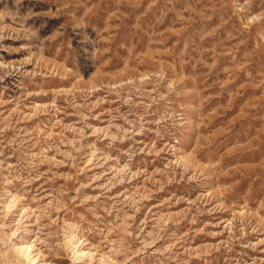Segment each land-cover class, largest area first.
Here are the masks:
<instances>
[{
  "label": "rangeland",
  "instance_id": "rangeland-1",
  "mask_svg": "<svg viewBox=\"0 0 264 264\" xmlns=\"http://www.w3.org/2000/svg\"><path fill=\"white\" fill-rule=\"evenodd\" d=\"M0 264H264V0H0Z\"/></svg>",
  "mask_w": 264,
  "mask_h": 264
},
{
  "label": "bare ground",
  "instance_id": "bare-ground-1",
  "mask_svg": "<svg viewBox=\"0 0 264 264\" xmlns=\"http://www.w3.org/2000/svg\"><path fill=\"white\" fill-rule=\"evenodd\" d=\"M29 254V253H28Z\"/></svg>",
  "mask_w": 264,
  "mask_h": 264
}]
</instances>
